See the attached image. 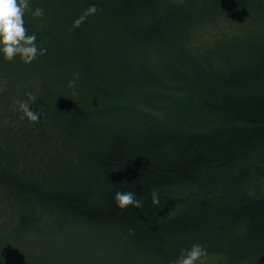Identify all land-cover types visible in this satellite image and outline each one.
Listing matches in <instances>:
<instances>
[{"label": "trees", "instance_id": "trees-1", "mask_svg": "<svg viewBox=\"0 0 264 264\" xmlns=\"http://www.w3.org/2000/svg\"><path fill=\"white\" fill-rule=\"evenodd\" d=\"M29 3L44 9L24 20L51 79L37 89L14 76L13 92L35 95L41 117L21 119L17 106L0 129L8 236L49 230V213L154 264L194 244L215 264L264 258V0ZM213 27L227 28L210 44L202 31ZM25 65L0 53V72ZM132 99L147 110L123 105ZM117 191L143 206L119 209ZM5 252L0 264H14Z\"/></svg>", "mask_w": 264, "mask_h": 264}, {"label": "rangeland", "instance_id": "rangeland-1", "mask_svg": "<svg viewBox=\"0 0 264 264\" xmlns=\"http://www.w3.org/2000/svg\"><path fill=\"white\" fill-rule=\"evenodd\" d=\"M225 28L227 27L204 29L202 39L211 44L216 38L214 36H220L221 30ZM227 32L232 33L228 29ZM17 68L19 67L14 70L5 68L0 72V107L7 110L0 115V129L13 120L11 117L13 115L12 110L18 106L15 102L21 100V97L16 96L13 92V87L17 84L16 80L18 81L20 76L30 81L37 89H40L45 81L51 79V75L45 73L44 69L35 62L26 64L24 69ZM174 94L177 97L181 96L180 93ZM123 105L147 110V106L138 99L124 101ZM1 208L7 209L5 204ZM44 219L48 221L45 224L51 226L49 230L46 229L40 233L32 232L26 236L24 234L20 236L21 240L17 239V243L8 236L10 235L8 233L11 218L0 213V247L6 251V255L11 256L14 264H154L143 256L140 257V255L136 256L123 252L122 254L118 251L120 249L116 242L110 238H104L101 233L87 232V230L77 228L65 230L63 227L58 228V224L53 221L49 213H45ZM35 260L36 263H34ZM204 264L215 263L205 259ZM229 264H264V258H254L249 261L236 259Z\"/></svg>", "mask_w": 264, "mask_h": 264}, {"label": "clouds", "instance_id": "clouds-1", "mask_svg": "<svg viewBox=\"0 0 264 264\" xmlns=\"http://www.w3.org/2000/svg\"><path fill=\"white\" fill-rule=\"evenodd\" d=\"M31 11L33 18L44 17V9L36 7L30 9L29 0H0V53L6 61H13L16 57L25 64H31L40 56L47 53L44 47H38L35 33L29 34L25 25V14ZM99 11L93 4L73 22L74 28H79L89 16L95 15ZM78 78V76H77ZM75 80L69 82L68 87L74 88ZM75 94V93H73ZM28 99L17 100L19 111L23 113L21 119L27 118L30 123L40 120L41 113L33 110L31 103L36 101V96L31 92L26 93ZM114 203L121 209L129 206L141 208L143 205L132 191H117L114 195ZM152 203L159 204L158 193H152ZM208 255L207 250L200 244H194L190 249L182 251L173 264H204V258Z\"/></svg>", "mask_w": 264, "mask_h": 264}]
</instances>
